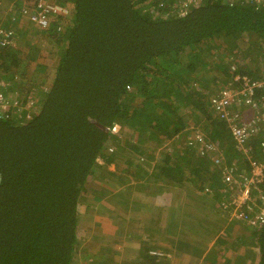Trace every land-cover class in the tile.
<instances>
[{
	"label": "trees",
	"instance_id": "1",
	"mask_svg": "<svg viewBox=\"0 0 264 264\" xmlns=\"http://www.w3.org/2000/svg\"><path fill=\"white\" fill-rule=\"evenodd\" d=\"M52 1L67 10L51 19L47 33L60 42L61 55L54 66L43 65L41 78L30 89L19 88L25 75L16 48L0 46V77L9 83L8 93L19 88L15 93L21 97L36 88L29 117L8 118L0 109V264H78L80 215L91 212L102 194L86 187L90 175L99 172L98 158L107 174L116 176L121 170L120 177H126H118L121 188L136 173V182L143 180L148 187L160 185L158 178L175 182L170 174L187 182L202 180L211 189L206 196L191 192L201 208L193 216V233L182 235L185 252L202 258L205 251V258L214 262L227 251L230 257L217 264H264V223L251 229L253 248L241 255H236L237 237L229 242L221 233L238 210L251 204L256 208L258 197L264 199V180L249 184L247 198L237 203L239 186L220 175L223 161L230 164L235 156L239 172L251 176V161L260 163L264 156V135L251 137L245 157L234 150L227 128L209 108V99L221 89L241 90L232 105L251 113L237 100L257 102L264 92V85L253 84L264 81V0H189L179 5V0ZM228 46L235 50L228 52ZM248 54L251 67L235 61ZM207 66L210 78L204 80ZM6 96L9 101L15 97ZM117 124L135 136L130 145L136 168L125 167L131 160L120 165L114 158L122 148L112 131ZM195 132L221 152L222 163L210 176L209 153L202 155L189 144L188 136ZM175 138L177 146L168 149ZM139 142L152 143L153 163H142L146 155ZM155 152L162 157L157 159ZM110 164L114 170L108 169ZM140 168L144 174L151 169V177H142ZM85 191L91 203L80 207Z\"/></svg>",
	"mask_w": 264,
	"mask_h": 264
},
{
	"label": "crops",
	"instance_id": "2",
	"mask_svg": "<svg viewBox=\"0 0 264 264\" xmlns=\"http://www.w3.org/2000/svg\"><path fill=\"white\" fill-rule=\"evenodd\" d=\"M49 1L53 2L52 0ZM26 7L27 10L25 12L23 11V8ZM33 12H34L33 0H0V19H1L0 22H2L0 23V27L5 30L11 31L12 33L11 42L0 46L2 47L11 46V48H16L17 53H19V59L20 56L23 57L25 55L27 56L28 54L30 55V52L34 50V48L36 49L37 47L38 50L40 48L43 52V48L46 49V45H48L49 42L50 43L53 42L60 45L59 41L55 40L53 36L47 34L48 31L50 30L51 25H49L47 28L39 29L38 25L30 19V14ZM24 37L28 39L27 45H24L27 43V39H24ZM20 38H21V43H20ZM42 64L44 65V63ZM30 67L34 68L33 66ZM39 75L40 76L38 80L41 78L42 71L40 72ZM25 76L29 79L27 74ZM4 81L6 80L4 79ZM26 83H28V81H26ZM9 87L5 90L6 94H8V96H12V94L14 96H17L16 94L17 92L16 93L14 92L12 94L8 93L10 90ZM24 88L26 89L28 87H24ZM34 90L35 91H32L33 94L36 92V88ZM209 108H211L210 101H209ZM241 113L242 116H244V118L247 117V115L243 111H241ZM249 119H251V117L244 120V122L248 121ZM253 119L256 120L255 130L245 141V147L248 149V151L246 153L245 152L241 153L245 157L249 156L248 152L249 150H251V145L249 144V140L251 139V137L259 136L258 135L259 133H262L264 135V111L255 114L253 116ZM227 130L230 134L228 128ZM195 133H200V132H195ZM204 137L206 136L204 135ZM262 140H263V145L261 144L262 143L261 142L260 146L261 148L263 147L262 151H264V138H262ZM232 142L234 145V150H236L237 152L241 151L236 149L234 141ZM247 143L249 144V146ZM193 146H196L197 152H199L198 146L197 145H193ZM218 151L221 156V152L219 148ZM155 155L156 158L158 159L156 152L154 153V156ZM209 156L211 159L207 158L210 161L208 166V172H209L208 176H210L211 174L210 172L213 173V168L215 166H219L222 163L221 162L222 159H220V161L216 163L211 157L212 154L209 153ZM143 158H145L143 163H145L147 160L150 163L153 162L149 153ZM235 159L237 158L232 159L230 164H228L227 161L226 162L223 161L220 172L222 181L225 180L223 173L228 168L232 169L234 175L233 178L235 180L241 181L243 178L242 176L249 177V171L244 173L239 172L236 166L237 160ZM242 161L243 160H241L240 162ZM259 162L264 164V156ZM191 182H193V184L196 185V187L193 186L194 187L193 190L197 191L198 194L202 193L207 195L210 192L211 188L205 182L199 183L198 179H193ZM208 182H210V180ZM165 183L168 184L166 181ZM196 183L199 184L197 185ZM157 186H158L157 188L159 189L160 185ZM86 187H88L87 182H86ZM163 198H165V196H163ZM180 198L182 200L177 199L174 202L175 206H173V209L171 205H169L168 202L166 201V198H165V202H162L161 204H157L155 207L159 206L162 208L160 210L159 216L157 215V213L152 214L153 210L150 211V206H149V210L148 209L146 210V209H142L141 206H137V205L130 207L128 212H125L124 209L122 208L118 209L116 207L111 209L107 205L100 203L99 205H96L97 209L99 210L91 211V212L86 211L85 214L89 215L91 217V220L85 221L86 219L84 218L85 214L80 216L79 218V223H80L79 231L81 233L80 236H82V238L78 242V252L79 254H81L78 255V260H79V261L77 260L78 264H217L218 262L222 263V260L224 258L230 257L227 251L225 253H222L221 255H217L214 262H212L211 259L205 258L204 256L205 251H202L200 254L202 258H195L189 255L183 249L184 240L182 239V235L193 233L192 231H190L191 228L195 226L193 216L198 212L199 208L201 207L199 206L200 202L199 203L197 202L199 201L197 200L198 195L191 194L186 198L185 197H180ZM114 209L116 213L114 216H112L111 212ZM137 216H140L139 220H136ZM238 223L241 226L243 225L244 227L249 228L251 230V227L249 225H246L244 222L238 221ZM230 225L231 224L228 221L226 226H230ZM226 228L229 229L228 227ZM232 229L234 230V228H231V230ZM221 233L223 235L222 237H225L226 240H230L229 242H233V240L230 239L233 236L228 238L226 236L227 235L226 231ZM93 234H96L97 236L94 237ZM153 250L155 251V253L152 252ZM205 250L207 251L208 248H205ZM240 253L243 252L242 249L239 248L238 253L236 255H241ZM233 259L234 256L232 260Z\"/></svg>",
	"mask_w": 264,
	"mask_h": 264
},
{
	"label": "rangeland",
	"instance_id": "3",
	"mask_svg": "<svg viewBox=\"0 0 264 264\" xmlns=\"http://www.w3.org/2000/svg\"><path fill=\"white\" fill-rule=\"evenodd\" d=\"M182 1L188 2L189 0H179V1H176V3H178V5H179V3H181ZM194 1H197V0H194ZM180 14H182V12ZM0 23H2V22H0ZM24 39H27V38L24 37ZM233 41H236V40H233ZM20 43H21V38H20ZM51 43L49 42L48 45H46V49L43 48V52L40 48L38 50V47H37L36 49L34 48V50H32L30 52V55L28 54L27 56L25 55L23 57L20 56V59H19L20 65L19 66L21 67L24 75H26V74L28 75L29 79L26 76L25 77L23 76V79H24V81L22 83L23 85H22V87H19V88L28 87V85L30 86L31 83L34 82V80H38V78L40 76L39 75L40 72L43 71V69H42L43 64L42 63H44V65H47V66H51V65L54 66L55 65V63L58 60V56L61 52L62 47L59 44H56L53 42H51ZM237 43H239V41ZM27 44H28V39H27V43L24 45H27ZM225 44H227V43H225ZM243 45H246V44L244 43V44H242V46ZM228 50H229L228 52L232 53L235 49H230V47L228 46ZM259 50H261V47ZM22 52H24V51H22ZM22 52H20V53H22ZM261 53H260V55H261ZM206 56H208V54ZM251 57H252V55L248 54V56H246L244 58H241V57L237 58V59H235V61L236 62L237 61H245L250 66V64L252 65V63L250 62ZM227 59H229V57L224 58V60H226V61H227ZM37 63H39V64H37ZM30 66H33L34 68H31ZM207 70H209L208 66L203 70V71H205L204 73L202 71L204 80H208L210 78V73H208ZM52 74H53V70H52L50 76ZM26 81H28V83H26ZM30 87H28L26 89H30ZM19 88H15L13 90L11 88V92H13V93L18 92ZM215 88L216 87H214L212 89L211 94H213V92L215 91L214 90ZM34 89L32 91H35ZM183 110H184V112H185V110L187 111V107H183ZM182 115H183V113H182ZM250 115H251V113H250ZM186 116L187 115L185 114V117ZM188 121H189V119H188ZM189 123L191 124L190 121H189ZM124 127L125 126H123V128L121 129L119 127V124H117V125H115V127L112 130L120 138L121 145H122V148H120L119 152H116V150L114 151V153H115L114 158L118 161V163L120 165H121V162L131 160L130 162H132V163L127 164L125 167L132 165L133 168H136L135 167V164H137L135 162L137 160L136 151L134 148V144L130 145V143L135 142L136 139H135V136L130 135L129 130L125 129ZM139 143H141V149L143 148L144 155H147L150 152L149 150L151 148L152 143H148V142L144 143V144H143V142H139ZM171 146H173V147H171ZM176 146H177L176 138L168 141V149L175 148ZM108 153H109V151H108ZM156 153H157L158 158L162 157V155H163L161 152H156ZM234 158H235V156H234ZM143 161H144V159L142 160V163H143ZM102 164H103L102 159L98 158L97 164H96V169L98 168L97 171H99V172L96 174L90 175V177L87 179L88 188L90 190H96V191H99L102 193V194H99L96 203H94L95 206H94L92 211L99 210V209H97L96 205H99L100 203L107 205L111 209L116 208L114 206V204H117L119 206H122V209H124L125 212H128L130 207L137 205V206H141L142 209H146V210L147 209L149 210V206H150V211L151 210L154 211V212L152 211V214L157 213V215L159 216L160 210L162 208L161 207H155L157 204H161L162 202H165V198H166V201L168 202L169 205H171V207L173 209V206H175L174 202L177 199L182 200L180 197H185V198L188 197L189 195H191L193 188L196 187V185H194L193 182H191L192 180L190 182H187L188 180L186 178V179H184V181H185L184 182V181H182V178L176 174L175 175L170 174V177H173V179L176 180L175 182H171L172 178H170L168 181V184H166L163 182V179L158 178V182L160 184L159 189L157 188L158 187L157 185L154 186L155 188L154 187H148L146 185V183L144 184L143 180H140L139 183H137L135 177H139V176H138V174H135L133 179L129 178L127 180L128 181V186H127L128 188L127 187L121 188L119 186V184L117 183V181L119 180L118 177L120 179L126 178V177H124V178L120 177V174L122 175L121 170L117 171L115 173L116 176H113V175L106 173L105 170L107 169V166H105V164H103V165ZM103 167H105V168H103ZM141 168L139 169L138 173L140 175H142V177H151L150 172H147L144 174V172L142 171ZM145 168L147 171V169L149 168L148 165H146ZM108 169L114 170V165L110 164L108 166ZM149 171H151V169ZM189 175H190L189 173L186 174V176H188V177H189ZM182 176L185 177L184 175H182ZM178 181H180V182L182 181L184 183L180 184ZM172 183H176V184L170 185ZM199 183H203V181L201 180ZM199 183H196V184L198 185ZM163 196H165V198H163ZM87 198H90V197L88 195V192L85 191L80 197V207H86V206L90 205L91 202ZM197 202L199 203L200 200ZM186 204H189V203H186ZM165 211H166V208H165ZM115 213H116V211L114 209L111 212V215L114 216ZM82 215H84V214H82ZM82 215H80V216H82ZM84 218H86L85 221L91 220V217L87 214H85ZM139 219H140V216H137L136 220H139ZM238 221H239L238 217L233 216L232 218H230L229 222L231 225L226 226L229 228V229L226 228V232H227L226 236L228 238L233 236L230 239L237 237L236 241L238 242L239 248L242 249V251H245V249L248 250V249L253 248V246L251 244V240L248 238V236L251 234V230L249 228L244 227L243 225H242L243 226L242 227L238 223ZM231 228H234V230L233 229L231 230ZM152 252L155 253L154 250Z\"/></svg>",
	"mask_w": 264,
	"mask_h": 264
},
{
	"label": "built area",
	"instance_id": "4",
	"mask_svg": "<svg viewBox=\"0 0 264 264\" xmlns=\"http://www.w3.org/2000/svg\"><path fill=\"white\" fill-rule=\"evenodd\" d=\"M34 12L30 14V19L38 25L39 29L47 28L51 19L56 15L66 14L67 10L59 5L53 4L47 0H33ZM27 7L23 8L26 12ZM60 28V27H58ZM12 33L11 31L5 30L0 27V45H5L11 42ZM247 83L248 78L246 76L242 77ZM234 80H238V76H234ZM257 88L263 87V82H254ZM9 84L0 77V109L4 112L5 116L8 118L15 117V119H23L24 117H29L31 111L35 107V100L33 99V92H29L21 97L15 96L11 101L6 100L5 90L8 88ZM251 92V89H249ZM239 93L241 95V90L238 92L231 90H220L217 95L211 96L209 99L211 108L214 114L223 122V124L229 129L231 137L235 143V148L241 150L242 152H247L248 149L245 147V141L255 130L256 120L253 116L257 113L264 111V92L257 96L258 101H252L249 97L239 98L237 101L243 100L244 106L251 111V119L244 122L243 116L239 109H236L233 102H235V95ZM244 112V111H243ZM255 113V114H254ZM253 114V115H252ZM249 117V118H250ZM189 144L197 145L199 152L204 155L206 153H213L212 159L218 163L220 161V155H215L218 153V148L214 142L206 139L201 133H194L189 136ZM263 145V142L261 143ZM251 176H242V180H235L233 177V171L231 168L226 169L223 173L224 179L230 181L236 186H239L242 191L241 195H237V203L241 200L246 199L249 192V184L254 182H259L264 180L263 173V163H256L254 160L251 161ZM252 205V204H251ZM248 205L246 210H238L235 213V217L245 221L249 226L258 227L264 223V199L262 196L258 197L257 207L253 208Z\"/></svg>",
	"mask_w": 264,
	"mask_h": 264
},
{
	"label": "clouds",
	"instance_id": "5",
	"mask_svg": "<svg viewBox=\"0 0 264 264\" xmlns=\"http://www.w3.org/2000/svg\"><path fill=\"white\" fill-rule=\"evenodd\" d=\"M242 111H243V110H242ZM244 113L247 115V117L244 118V116H243V119L246 120V119H248V118L250 117V115H249L250 113L248 114V111H247V110H245ZM229 135H230L231 140L233 141V138L231 137V134H229ZM211 154L214 155L213 153H211ZM215 155H220L219 151H218V153H216ZM240 221H242V222L245 223V221H243V220H241V219H240ZM245 224H246V223H245ZM246 225H247V224H246ZM250 227H251V226H250ZM251 229H252V227H251Z\"/></svg>",
	"mask_w": 264,
	"mask_h": 264
}]
</instances>
